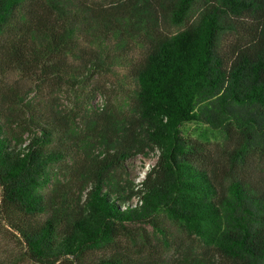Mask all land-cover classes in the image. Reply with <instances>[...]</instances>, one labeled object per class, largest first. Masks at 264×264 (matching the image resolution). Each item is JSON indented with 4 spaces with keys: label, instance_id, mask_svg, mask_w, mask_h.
Returning a JSON list of instances; mask_svg holds the SVG:
<instances>
[{
    "label": "trees",
    "instance_id": "obj_1",
    "mask_svg": "<svg viewBox=\"0 0 264 264\" xmlns=\"http://www.w3.org/2000/svg\"><path fill=\"white\" fill-rule=\"evenodd\" d=\"M0 225V264H264V0H0Z\"/></svg>",
    "mask_w": 264,
    "mask_h": 264
},
{
    "label": "rangeland",
    "instance_id": "obj_2",
    "mask_svg": "<svg viewBox=\"0 0 264 264\" xmlns=\"http://www.w3.org/2000/svg\"><path fill=\"white\" fill-rule=\"evenodd\" d=\"M110 82V84H108ZM113 83V85H111ZM22 85L25 86L26 83L22 82ZM105 86L107 88V91L111 93H116L117 96H124L119 88V86L116 84V81L112 78L110 80L105 81ZM70 99V98H67ZM104 101L103 98H99L98 102L102 103ZM66 105V103H65ZM188 128H190L193 131V126L189 125ZM220 144V147H222V144ZM214 150H219L218 147L212 146ZM156 163V158L154 155H152L150 158L148 156H138L134 159H132L128 163V167L130 168L133 177L140 179V177H143L149 167H152ZM263 167L261 162L256 163V169L259 170V168ZM146 232L148 233L149 237L154 241L155 245H159L158 241V235L155 234L153 236V228L147 227ZM169 241H171L172 245L175 248H182L185 247L187 244L191 243V240L186 238L185 235H183L177 227H172V234L170 237H168ZM157 240V241H156ZM196 246V244H194ZM23 248L20 242L17 240V238L3 225H0V260L6 261L11 258H14L15 256H20L23 253ZM24 264H35L33 262H26Z\"/></svg>",
    "mask_w": 264,
    "mask_h": 264
}]
</instances>
